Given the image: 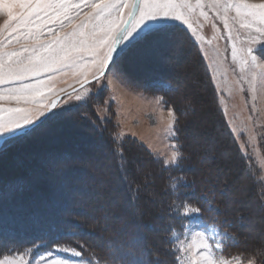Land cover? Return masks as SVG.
Instances as JSON below:
<instances>
[{
	"label": "rangeland",
	"instance_id": "1",
	"mask_svg": "<svg viewBox=\"0 0 264 264\" xmlns=\"http://www.w3.org/2000/svg\"><path fill=\"white\" fill-rule=\"evenodd\" d=\"M193 3H195V0H193ZM84 10L87 11L88 9L84 8ZM204 11L207 13V17L201 16L199 9L189 17L194 31L188 29L186 25L179 21L167 22L170 25H178L185 30L188 38L193 41L197 54L200 55L202 61L199 62L196 52L189 45L185 36L180 33L172 34L168 32L161 34L159 38H150L142 42H138L139 38H137L132 40L131 43L126 42V47L121 46L124 48V54L114 57L116 66L124 74L123 80L113 76L112 73L116 71V68H113L112 72H109L106 79L101 83L93 81L87 84L84 89L64 95L57 103V107L48 115L50 116V122L41 129L43 131L42 134L39 135L37 133L40 139L36 137L37 141L21 142L19 145H17V141L9 143L7 145L8 151L6 152L7 155L11 152L9 159L6 163L0 164V169L5 170V173L8 172L9 174L19 169L20 173H18V176L22 177L30 173L31 177H29V181L26 183L27 185H24V188H32V184L38 183L39 186L42 185L44 190L48 189L52 196H57L58 191L61 189L69 191L71 185H69V182L72 183L75 177L72 172L63 174L65 166L72 162L70 160V162L64 163L61 160V154L64 152L73 153L74 159L72 161L83 160L85 165L83 171L79 172L81 185L79 190L74 192L75 196L81 197L84 195L87 197L86 200L91 202V210L97 212L100 210V214L98 213L99 219L106 221L107 218H114L121 225L123 218L118 219L113 217L111 212L104 213L102 211V208L107 205L111 209L120 208L125 212L124 218L129 220L131 226L136 230L133 238H137L139 242L141 235L149 231L148 236L152 251L162 259L165 257V253L163 252L161 233H158L160 230L154 224L152 229L146 230L143 226V220H139L137 215L140 209L148 210L149 212L153 211L151 204H158L157 195H154L156 189L151 190L148 186L145 187V193H147L148 198L153 196L149 200L151 202L144 197L139 199L138 205L140 209L128 207V198L122 195L121 192L118 195L115 194L120 186L115 180L117 173L113 169L114 163L110 158L109 149L104 148L106 154H104L103 158L97 156L100 149H103L102 146L105 142L103 143L102 140L98 141L97 139H92L89 142L88 139H91L92 136L84 135L86 129L82 128L78 123L74 124L70 118H60L56 123L54 119L55 116L64 113V111L84 104L91 99L95 104L94 109L97 116L106 118L112 114L119 141L122 138L135 139L143 144L153 157L163 163V159L170 156L173 151L170 146L173 144L177 145L175 137L169 131V109L158 102L160 98L155 95L153 90L142 88L141 84L149 82L150 78L155 77L157 71H164L168 74L166 76H169L168 78L175 81L178 85L180 89L179 97L183 100V103L191 105V113H189L184 123L186 126L185 132L187 133L185 136L188 143L187 150L193 151L195 146H201L203 158L213 161L217 168L221 170L220 172L225 176V179L232 181L233 188H236L235 190L232 189V203L236 207L234 209V217L241 219L244 225L239 232L244 245H242L243 252H238L234 256H239L242 264H247V261L254 259V256L258 257L256 254L260 249L264 248V233L262 232V229H264V218L263 215L260 216L261 212L258 214L256 212L261 211V209L257 205L254 188L251 187L247 179L239 174L238 163L232 160L233 153L229 145L221 141H218L220 144H216L214 135L220 133L217 128L219 119L211 102L210 90L205 83L209 82L215 89L216 102L225 122L239 149L246 157L251 159V163L257 170V176L264 189V80H261L258 75L256 82L257 91L254 94L249 91L248 80L250 77L247 71L241 72L239 57L236 61L232 59V44L227 39L223 21L217 18L215 10L210 6H206ZM231 15H234V13L230 14V17ZM6 19V16L0 14V24ZM229 27L234 37L237 35L243 37L245 30H240L231 18H229ZM4 35H7V33H4ZM235 43L239 49L241 41L237 39ZM10 47H18V45L14 44ZM257 54L264 56V48H261ZM203 70H205L204 74ZM52 75L54 76L52 83L55 88L57 90L63 88L65 91H56L54 95L49 97L50 99L66 93L80 84L77 82L80 78L78 73L73 74V72L67 71L66 73H53ZM43 79H46V77H43ZM76 95H80L83 99L77 100L75 98ZM253 95H255V99H253ZM106 101L107 103H105ZM0 104L4 107L10 106L7 102H0ZM85 139H87L86 143ZM214 145L216 146L215 149ZM52 147L56 150L58 149L60 155L54 157L56 155L54 154L52 157L51 153H45L44 149H53ZM2 148L4 147H0V149ZM135 157L137 155L129 154L128 160L135 162ZM203 165L206 169H209L208 166L210 167V165ZM147 166L148 164L144 160H140V167L135 166V176L143 177L142 172L139 171ZM49 167L53 169L48 175H40V170ZM150 169L157 171L154 166H151ZM58 175H61V181L65 182L64 188L59 187L58 189L56 184L44 183V181ZM156 176L157 180H159L158 173H156ZM147 177L151 178V175H147ZM37 189H41V186ZM14 190L18 189L15 188ZM101 191L105 195L102 194L101 196ZM16 192L20 193L19 191ZM34 197L32 198L36 202L41 199V196ZM88 197H91V200ZM92 197L98 198V201L94 202ZM64 199L69 202L71 197L68 194ZM23 202H26V200L24 199ZM84 206V204L79 205L82 209H84ZM90 213L88 210L82 212L84 216H89ZM173 213L174 215L169 218L162 217L161 221L166 224L164 228L168 232L170 229H175L178 235L183 231L182 225H187L191 232L204 229L209 235H211L209 224L219 226L216 223H203L197 218H193L189 223L187 218L181 220L175 212ZM150 216L153 217L154 212ZM123 225H121V229H124ZM219 228L222 231H226L220 226ZM171 239L175 240L176 236H172ZM180 239H184V237L181 235ZM232 241V239L226 241L225 247ZM148 243L145 244L147 245ZM170 248L173 252L174 262L177 264L175 255L182 254L176 253L175 248L171 245ZM41 253L44 252L26 255L25 260L29 264H35V259H38ZM250 253L253 255H249ZM18 255L20 254L3 255L0 256V260H4L6 257L14 258ZM59 255L74 260L81 259L71 257L66 253H59ZM225 255L227 258L232 257L226 253ZM258 258L259 261L254 259L256 264H264V256H259Z\"/></svg>",
	"mask_w": 264,
	"mask_h": 264
},
{
	"label": "snow or ice",
	"instance_id": "2",
	"mask_svg": "<svg viewBox=\"0 0 264 264\" xmlns=\"http://www.w3.org/2000/svg\"><path fill=\"white\" fill-rule=\"evenodd\" d=\"M206 6L214 9L217 18L223 21L232 44V59L236 61L239 57L241 72L247 71L249 91L254 94L258 75L264 80V56L257 54L264 48V0H195V3L193 0H0V14L7 17L0 24V102L10 105L0 104V147L30 135L40 126L37 122L57 107V101L49 97L65 89L55 88L53 73H78L81 89L92 81L101 83L113 68H116L113 76L123 80L124 74L114 61V56L124 54L121 46L146 38L144 34L148 32L168 29L171 27L168 21H179L194 31L189 17L197 9L201 16L207 17ZM229 18L240 30H245L243 37L233 36ZM237 39L241 41L239 49ZM14 44L18 47H10ZM75 98L83 99L80 95ZM158 102L162 103L163 97ZM168 117L169 131L175 137L172 109ZM170 147L173 151L163 159V165L179 167L183 153L176 144ZM171 188L175 196L169 205L171 212L181 220L187 218L189 223L193 218L209 223L203 219L200 207L179 199L177 184ZM0 189L5 200L10 198L8 181L0 183ZM209 227L211 235L204 229L191 232L187 225H182L179 235L170 229L168 243L182 254L175 255L177 264H242L239 256L227 258L224 253L225 242L233 237L219 226L209 224ZM181 235L184 239H180ZM172 236L176 239L172 240ZM37 247L40 244L33 245V249ZM33 249L14 258L6 257L0 264H29L25 256ZM59 253L81 259L65 258ZM257 255L264 256V248ZM82 256L83 252L75 247L55 244L33 259L35 264H91V260L85 261ZM128 256V264H144L134 248ZM247 264L256 261L249 259Z\"/></svg>",
	"mask_w": 264,
	"mask_h": 264
},
{
	"label": "trees",
	"instance_id": "3",
	"mask_svg": "<svg viewBox=\"0 0 264 264\" xmlns=\"http://www.w3.org/2000/svg\"><path fill=\"white\" fill-rule=\"evenodd\" d=\"M168 32L184 35L189 45L196 52L199 62L202 61L200 55L197 54L198 52L193 41L188 38L185 30L175 24H171V27L164 31L148 32L144 34L146 38L139 39L138 42L146 41L150 38H159L161 34ZM202 72L204 74L205 70ZM155 74V77L150 78L149 82H143L141 85L142 88L145 87L149 88L148 90H153L159 98L163 97L162 104L164 107L172 109L175 112V140L183 153V159L179 167H165L161 161L153 157L143 144L135 139L122 138L119 141L112 114L106 118L97 116L94 109L95 104L91 99L87 100L84 104L75 106L55 116L54 120L56 123L60 118H70L74 124L78 123L82 128L86 129L84 135L92 136L91 139L86 137L89 142L92 139L105 142L102 146L103 149L99 148L100 151L97 156L103 158L104 154H106L104 148L109 149L110 158L114 163L113 169L117 173L115 180L120 186L117 188L115 194L118 195L121 192L122 195H125L128 198V207L140 209L138 205L139 199L145 197L149 201L153 197L149 196L148 198L147 193H145V187L148 186L151 190L156 189L154 195H157L158 204H151L154 216H150L152 212L141 209L137 215L139 220H143V226L146 230L152 229L153 224L160 230L158 233H161L165 257L160 259L159 255L153 253L148 236L149 231L141 235L139 242L137 238H133L136 230L131 226L129 220L124 218L125 212L120 208L111 209L107 205L102 208V211L104 213L111 212L115 218H123L121 225L124 224V229H121L120 222L115 221L114 218H107L106 221L99 219L100 210L99 212L91 210V202L86 200L87 197L84 195L81 197L75 196L74 192L78 191L81 185L79 172L83 171L85 165L83 164V160L72 161L74 157L73 153L70 154V152L61 154V160L64 163L70 162V160L72 162L65 166L63 174L65 172L75 174L72 183L69 182V185L71 184L69 191L67 189L66 191H63L64 189L58 191L59 187L64 188L65 186V182L61 181V175L44 181L47 184H56L59 196H52L48 189L44 190L42 188V185H40L41 189H37L38 187L40 188L38 183H36L37 185L32 184V188H24V185L29 181V177H31L30 173L22 177L18 176V173H20L19 169L10 174L0 169V183L8 181L10 197L5 200L4 191L0 189V256L25 253L28 249H33L34 244H40V247L34 248L32 253L46 252L53 245L60 244L81 250L83 252L82 259L85 261L91 260V264H128V260L130 259L128 253L133 248L142 257L144 264H157L161 260L163 264H175L173 252L168 243V231L164 228L166 224L161 221L162 217L169 218L171 215H174L169 210V205L175 199L171 188L172 184L178 185L180 192L179 199L181 201L187 200L194 206L200 207L204 220L218 224L233 237V241L224 248V252L227 255L234 256L238 252H243L242 245L244 244H242L239 232L244 225L241 219L234 217V209L236 207L232 203V189L235 190L236 188H233L232 181L225 179V176L222 175L221 170L217 168L213 161L203 158L201 146H195L193 151L187 150L188 143L185 139L187 133L185 132L186 126L184 123L189 113H191V105L183 103V100L179 97L180 89L178 85L175 81L169 79V76H166L168 75L166 72L157 71ZM205 85L210 90L211 102L219 119L217 128L220 133L214 135L216 137H214L216 144H220L218 141H221L229 145L233 153L232 160L238 163L239 174L247 179L251 187L254 188L256 202L261 209V211L256 212L257 214L263 212L264 218V189L257 176V170L251 163V159L246 157L239 149L235 138L230 132L223 114L217 105L216 93L212 84L208 82ZM49 118L50 116L40 122V126L30 135L18 140L17 145L21 142L37 141L36 137L40 139L37 133L39 135L42 134L43 131L41 129L49 124ZM87 139H85V143ZM52 148L44 149L45 153H51L52 157L54 154H56L54 157L60 155L58 149ZM215 148L216 146L214 145ZM7 151V146L0 149V164L6 163L9 159L11 152L7 155ZM129 154L137 155L135 162L128 160ZM140 160H144L148 166L139 171L142 172L143 177H136L135 166L140 167ZM203 164L210 165V167L208 166L209 169H206ZM151 166H154L157 171L150 169ZM52 169L50 167L44 168L39 171L40 175H48ZM156 173L159 175V180H157ZM147 175H151V178H148ZM15 188L20 193L16 192ZM13 193L15 194L13 195ZM100 193L101 196L102 194L105 195L102 191ZM68 194L71 197V201L69 200V202L65 199L63 200ZM34 196H41V199L36 202ZM90 198L88 197L89 200H91ZM24 199L26 202H23ZM92 199L94 202L98 201L96 197H92ZM80 204L85 205L84 209L79 207ZM85 210L91 212L89 216L82 214ZM257 214L256 216H258ZM262 232L264 233V229H262ZM147 242L149 243L146 245L145 243ZM81 244L84 245L83 249L80 248ZM249 255L253 254L250 253ZM258 257L254 256V259L257 261Z\"/></svg>",
	"mask_w": 264,
	"mask_h": 264
},
{
	"label": "water",
	"instance_id": "4",
	"mask_svg": "<svg viewBox=\"0 0 264 264\" xmlns=\"http://www.w3.org/2000/svg\"><path fill=\"white\" fill-rule=\"evenodd\" d=\"M115 57V56H114ZM89 80H91V78H89ZM93 82V81H92ZM79 89H81V84H79V85H77L76 87H74V88H72V89H70L69 91H67L66 93H62V94H60V95H57L56 97H54L53 98V100H56L57 101V103L60 101V99L64 96V95H66V94H71V93H73V92H75V91H77V90H79ZM75 90V91H74ZM51 113V112H50ZM50 113H48V115L50 114ZM47 115V116H48ZM46 116V117H47ZM46 117H43V118H41V121H38L37 123L39 124L40 122H42Z\"/></svg>",
	"mask_w": 264,
	"mask_h": 264
},
{
	"label": "bare ground",
	"instance_id": "5",
	"mask_svg": "<svg viewBox=\"0 0 264 264\" xmlns=\"http://www.w3.org/2000/svg\"><path fill=\"white\" fill-rule=\"evenodd\" d=\"M177 40H178V39H177ZM185 45H186V44H185ZM188 49H189V48H188ZM168 55H169V53H168ZM190 58H191V57H190ZM192 58H193V57H192ZM171 59H172V58H171ZM186 59H188V58H186ZM170 61H171V60H170ZM191 62H193V61H191ZM195 62H196V61H195ZM195 62H194V64H196ZM189 65H190V64H189ZM165 66H166V65H165ZM165 66H164V67H165ZM147 67H148V66H147ZM180 67H181V66H180ZM190 67H191V66H190ZM197 76H198V75H197ZM201 94H202V93H201ZM208 98H209V97H208ZM199 100H201V99L199 98ZM95 157H96V156H95ZM88 161H89V160H88ZM262 215H263V212L260 213V216H262Z\"/></svg>",
	"mask_w": 264,
	"mask_h": 264
}]
</instances>
